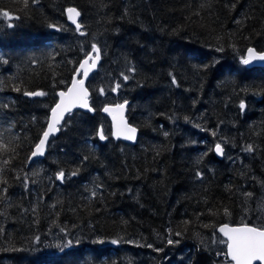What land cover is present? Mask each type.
<instances>
[{"label":"trees","instance_id":"trees-1","mask_svg":"<svg viewBox=\"0 0 264 264\" xmlns=\"http://www.w3.org/2000/svg\"><path fill=\"white\" fill-rule=\"evenodd\" d=\"M93 45V114L69 115L29 165ZM249 48L264 52V0H0V264H230L217 229L264 227V68L245 67ZM125 102L134 146L100 113Z\"/></svg>","mask_w":264,"mask_h":264},{"label":"snow or ice","instance_id":"snow-or-ice-1","mask_svg":"<svg viewBox=\"0 0 264 264\" xmlns=\"http://www.w3.org/2000/svg\"><path fill=\"white\" fill-rule=\"evenodd\" d=\"M68 12L70 13L69 18L73 19V15H79V12L76 11L74 8H69ZM3 15L9 19L12 17L9 15L7 11L3 12ZM73 22L75 20L73 19ZM10 27L12 25H9ZM80 25L77 24V28ZM93 52H96L97 55L95 57L96 60H99V49L96 48L95 45L92 46ZM260 60L264 61V52L257 53L255 49L249 48L248 49V56L242 60L244 64H250L252 61ZM88 64V60L86 59L83 63L80 64L81 69H85V65ZM91 67H95V62L91 65ZM84 76L88 75V70L85 69ZM129 77L124 76V79L127 80ZM175 82V80H173ZM84 81L81 80H74L72 87L68 89L67 93L60 92L59 96L61 97L59 103L55 105V107L51 110L52 111V121L48 125V131L44 132V139L40 140V143L36 146V151L32 153L33 156H36L37 153L43 154L44 145L47 137L49 136L50 132L57 131L56 125L60 123V120L63 117V114L67 111H70L72 107H75L79 104L80 107H88L87 104V90L83 88ZM117 88L120 87L119 84L116 86ZM115 91V89H113ZM103 92V89H101ZM26 95H44L43 92H34V93H25ZM244 105L241 104V108ZM124 105H117L116 109L105 107L104 111L113 114V119H117L116 112L117 110L120 111V121L123 123L122 118V111ZM126 132L128 133L125 135L126 139H133L135 129L134 128H127V125H124ZM123 134L120 128V125H117V132L116 135L119 136ZM101 139H105L103 135V131L99 133ZM217 152L222 153V148L219 144L216 145ZM248 151H252V146H248ZM75 174V173H74ZM64 173L61 171L58 173V178L63 179ZM251 195V194H249ZM219 232L223 234V237L226 239H219L217 243L225 244L227 248V252L225 255L230 258L231 262L234 264H254L256 261H260L261 264H264V227H257V226H248L244 225L241 227H229L228 225H224L219 229ZM112 243H116V241H112ZM172 243V241H169Z\"/></svg>","mask_w":264,"mask_h":264},{"label":"water","instance_id":"water-1","mask_svg":"<svg viewBox=\"0 0 264 264\" xmlns=\"http://www.w3.org/2000/svg\"><path fill=\"white\" fill-rule=\"evenodd\" d=\"M66 17H67V21H68V24L73 27L74 29H76V31H80V27L77 28V24H79V15L78 16H75V14H71L73 15V19L75 20V22H73V19H70L69 16H70V13L68 12V10L66 11L65 13ZM258 53V52H257ZM97 53H91L89 55H87V57L81 61V63H83L86 59L88 60V64L85 65V69L88 70V75L87 76H84V71L85 69H81L80 68V64L78 66V69L75 73V75L73 76L72 78V81L71 83L69 84V86L63 91L65 93H67L68 89L72 87V84H73V81L74 80H83L84 83H83V88L87 90V104H88V107H80L79 104H77L75 107H72L70 111H67L63 114V117L62 119L60 120V123L56 125V128H57V131H54V132H50L49 133V136L47 137L46 141H45V145H44V150H43V154H39L37 153L36 156H33L31 154L30 156V159H29V164H31L32 162L34 161H40L45 153H46V149H47V146L50 142V140L54 137H56L59 133V129L61 128L63 122L65 121V119L72 113L76 112V111H81V112H86V113H89V114H93V109L90 107V92L89 90L87 89V82L88 80L93 76V74L97 71V68H98V65L100 63V58L99 60H96L95 57H96ZM248 56V50L246 51L245 55H244V58H247ZM93 62H95V67H91V65L93 64ZM246 68H264V61H260V60H255V61H252L250 64H244ZM62 92V91H60ZM59 92V93H60ZM59 93L57 94V100H56V103H59L61 97L59 96ZM38 97V96H41V95H33L31 97ZM55 105L52 107V109L55 107ZM117 105H124V108H123V111H122V118H123V123H121L120 121V111L117 110L116 112V115H117V119L114 120L113 119V114H110L109 112H105L104 111V108L105 107H108V108H112V109H116V106ZM130 106V102H125V103H122V104H115V105H107L105 107H103L101 109V115L104 116L105 118L108 119L109 123H110V135H111V139L115 142H123V143H126V144H129V145H132L134 146L137 142V138H138V130L134 127H132L131 125H129L128 123V120H127V112H128V108ZM51 109V110H52ZM244 109V107L242 108V110ZM50 110L49 112V117H48V121H47V125H46V128H45V131H48V125L49 123L52 121V111ZM120 125V128H121V131L123 134L117 136L116 135V132H117V125ZM124 125H127V128H134L136 131L134 133V138L133 139H126L125 138V135H127L128 133L126 132V129L124 128ZM101 132V129L98 130V134H97V137H98V140L100 142H105L106 141V138L105 139H101L100 138V135L99 133ZM44 134V133H43ZM42 134L40 140L44 139V135ZM40 140L38 142V144L40 143ZM37 144V145H38ZM36 145V146H37ZM36 151V147L33 149L32 153ZM214 154H215V157H217V159L219 160H222L223 159V150H222V153L220 152H217L216 150V147L214 148ZM58 180H62L60 178H58ZM224 226V225H223ZM223 226H220L218 229H217V234L222 238V239H226V237H223V234L219 232V229ZM229 227H241V226H230L228 225ZM244 226V225H243ZM226 252H227V248H226ZM227 260L230 264H234V262H231L230 261V258L227 257ZM254 264H261L260 261H256L254 262Z\"/></svg>","mask_w":264,"mask_h":264},{"label":"rangeland","instance_id":"rangeland-1","mask_svg":"<svg viewBox=\"0 0 264 264\" xmlns=\"http://www.w3.org/2000/svg\"><path fill=\"white\" fill-rule=\"evenodd\" d=\"M79 32V31H78ZM30 165V164H29ZM61 181V180H60ZM263 196V194H262ZM263 198V197H262ZM259 200V204H258V207H257V215L260 217V218H263L264 217V199ZM55 234H52L51 235V239L53 241H56V238H55Z\"/></svg>","mask_w":264,"mask_h":264},{"label":"bare ground","instance_id":"bare-ground-1","mask_svg":"<svg viewBox=\"0 0 264 264\" xmlns=\"http://www.w3.org/2000/svg\"><path fill=\"white\" fill-rule=\"evenodd\" d=\"M221 146V145H220ZM221 148H222V146H221ZM222 150H223V157H224V149L222 148Z\"/></svg>","mask_w":264,"mask_h":264}]
</instances>
